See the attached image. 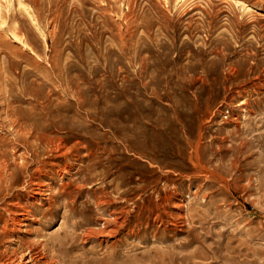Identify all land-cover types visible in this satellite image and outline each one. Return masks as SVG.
I'll use <instances>...</instances> for the list:
<instances>
[{"label":"rangeland","instance_id":"rangeland-1","mask_svg":"<svg viewBox=\"0 0 264 264\" xmlns=\"http://www.w3.org/2000/svg\"><path fill=\"white\" fill-rule=\"evenodd\" d=\"M0 102V264H264V0H0Z\"/></svg>","mask_w":264,"mask_h":264},{"label":"bare ground","instance_id":"bare-ground-1","mask_svg":"<svg viewBox=\"0 0 264 264\" xmlns=\"http://www.w3.org/2000/svg\"><path fill=\"white\" fill-rule=\"evenodd\" d=\"M12 1V0H11ZM36 3V2H35ZM9 4V3H8ZM11 4V3H10ZM80 4V3H79ZM54 5H55V3H54ZM61 5V4H60ZM6 6V5H5ZM72 6V5H71ZM80 6V5H79ZM97 6V5H96ZM82 7V6H81ZM40 8V7H39ZM37 9V8H36ZM41 9V8H40ZM83 9V8H82ZM77 10V9H76ZM10 11V10H9ZM41 11V10H40ZM41 13V12H40ZM99 13H101V12H99ZM56 16V15H55ZM79 16V15H78ZM107 16V15H106ZM103 19V18H102ZM129 37V36H128ZM127 41V40H126ZM125 41V42H126ZM124 42V43H125ZM128 43H130L129 41H127ZM121 43V42H120ZM54 45V44H53ZM133 45V44H132ZM129 47V46H128ZM56 50V49H55ZM53 51V50H52ZM57 53V52H56ZM55 54V53H54ZM56 55V54H55ZM59 55V54H58ZM52 56H54V55H52ZM56 57V56H55ZM57 58V57H56ZM55 58V59H56ZM58 62V61H57ZM61 63V62H60ZM36 64V63H35ZM58 63H56V65H57ZM53 65V64H52ZM40 67V66H39ZM51 67H53V66H51ZM50 67V68H51ZM55 67V66H54ZM60 67H61V65H60ZM58 68V67H57ZM57 68H53V69H57ZM49 69V68H48ZM61 70H62V67L60 68ZM50 70V69H49ZM58 70V69H57ZM43 71H45V69L43 70ZM47 71V70H46ZM44 72L45 74L48 72ZM51 71V70H50ZM43 73V74H44ZM56 73V72H55ZM54 73V74H55ZM47 75V74H46ZM50 75V74H49ZM56 76V75H55ZM57 76H59V75H57ZM56 76V77H57ZM46 78H47V76H46ZM61 79V78H60ZM50 80V79H49ZM58 80V79H57ZM55 81V80H54ZM241 90V89H240ZM244 91H245V89H244ZM1 103V102H0ZM4 106H5V104H3ZM9 106V105H8ZM46 108V107H45ZM52 108V107H51ZM3 109L4 108H2V110L1 111H3ZM39 110H40V108H38ZM14 111V110H13ZM4 112V111H3ZM38 112V111H37ZM10 113H11V111H10ZM10 113H9V115H10ZM36 113V112H35ZM39 113H40V111H39ZM42 113V112H41ZM46 113H48L49 114V112H47L46 111ZM2 114V113H1ZM1 114H0V116H1ZM45 115V114H44ZM50 115V114H49ZM54 115V114H53ZM56 115V114H55ZM41 116V115H40ZM46 116V115H45ZM2 117V116H1ZM6 117V116H5ZM9 117V116H8ZM12 117V116H11ZM14 117V116H13ZM44 117V116H43ZM47 117V116H46ZM52 117V116H51ZM67 117V116H66ZM69 117V116H68ZM25 118V117H24ZM31 118V117H30ZM48 119V118H47ZM51 119V118H50ZM58 119V118H57ZM74 119V118H73ZM76 119V118H75ZM8 120V119H7ZM6 120V121H7ZM12 121V120H11ZM11 121H10V123H11ZM2 122V121H1ZM52 122V121H51ZM54 122V121H53ZM52 122V123H53ZM3 123V122H2ZM6 123V122H5ZM13 123V122H12ZM28 124V123H27ZM40 124V123H39ZM46 124H48L47 122H46ZM46 124H44V125H46ZM1 125H3V124H1ZM5 125V124H4ZM43 125V126H44ZM7 126V125H6ZM40 126V125H39ZM10 127V126H9ZM18 127V126H17ZM13 128V127H12ZM15 128V127H14ZM58 128V127H57ZM67 128V127H66ZM52 129L54 130V128L52 127ZM68 129V128H67ZM60 130V129H59ZM18 131V130H17ZM33 131V130H32ZM16 132V131H15ZM53 132V131H52ZM35 133V132H34ZM37 133V132H36ZM13 134V133H12ZM41 134V133H40ZM17 135V134H16ZM22 135V134H21ZM13 136V135H12ZM20 136V135H19ZM14 137V136H13ZM26 137V136H25ZM29 138V137H28ZM35 138V137H34ZM12 139V138H11ZM14 139V138H13ZM12 139V140H13ZM18 139V138H17ZM25 139V138H24ZM56 139V138H55ZM1 140V139H0ZM19 140V139H18ZM21 140V139H20ZM43 140V139H42ZM47 140V139H46ZM57 140V139H56ZM6 141V140H5ZM1 142V141H0ZM12 142V141H11ZM10 142V143H11ZM25 142V141H24ZM47 142V141H46ZM2 143V142H1ZM9 143V142H8ZM9 143V144H10ZM39 143V142H38ZM49 143V142H48ZM58 143H60V142H58ZM4 144V143H3ZM14 144V143H13ZM50 144V143H49ZM15 145H16V143H15ZM34 145V144H33ZM48 145V144H47ZM55 145V144H54ZM56 145H59V144H56ZM6 146V145H5ZM20 146V145H19ZM53 146V145H52ZM7 147H8V145H7ZM10 147V146H9ZM11 147H14L13 145L11 146ZM21 147V146H20ZM36 147V146H35ZM50 147V146H49ZM56 150H59V148H60V145L59 146H53ZM67 148V147H66ZM240 148V147H239ZM242 148V147H241ZM61 149L62 148H60V151H61ZM73 149V148H72ZM77 149V148H76ZM11 150V149H10ZM13 150H14V148H13ZM13 150H12V152H13ZM18 150V149H17ZM24 150V149H23ZM48 150V149H47ZM50 150V149H49ZM240 150V149H239ZM20 151V150H19ZM72 151V150H71ZM74 151V150H73ZM237 151V150H236ZM260 151V150H259ZM15 152V151H14ZM53 152H55V150H53ZM58 152V151H57ZM68 152V151H67ZM77 152V151H76ZM240 152V151H239ZM62 152H60V154H61ZM79 153H80V151H79ZM10 154L12 155V153H11V151H10ZM14 154V153H13ZM27 154V153H26ZM31 154V153H30ZM57 154H59V153H57ZM57 154H55V156L57 155ZM64 154H68V153H65V152H63V154L62 155H64ZM2 155V154H1ZM17 155V154H16ZM81 155V154H80ZM85 155V154H84ZM15 156V155H14ZM20 156L22 157V159H25V155L23 154V153H20ZM55 156H54V158H55ZM69 156V155H68ZM74 156V155H73ZM83 156V155H82ZM87 156V155H86ZM235 156V155H234ZM260 156V155H259ZM74 157H76V156H74ZM53 158V157H52ZM61 158V157H60ZM70 158H71V156H70ZM87 157H85L84 159H86ZM93 158V157H92ZM111 158V157H110ZM16 159V158H15ZM27 159V158H26ZM72 159H74L73 157H72ZM79 159V158H78ZM1 160V159H0ZM8 160V159H7ZM12 160V159H11ZM20 160H21V158H20ZM32 160V159H31ZM42 160V159H41ZM238 160V159H237ZM14 161V160H13ZM59 161V160H58ZM71 161V160H70ZM95 161V160H94ZM3 162V161H2ZM12 162V161H11ZM22 162V161H21ZM39 162V161H38ZM45 162H47V161H45ZM84 163H85V161H83ZM9 163V162H8ZM7 163V164H8ZM14 163V162H13ZM33 163V162H32ZM31 163V164H32ZM42 163H44V162H42ZM242 163V162H241ZM240 163V164H241ZM248 163V162H247ZM3 164H5V163H3ZM48 164H49V162H48ZM52 163H50L49 165H51ZM72 164V163H71ZM78 164V163H77ZM81 164V163H80ZM101 164V163H100ZM238 164V163H237ZM14 165V164H13ZM38 165V164H37ZM73 165V164H72ZM75 165V164H74ZM83 165V164H82ZM19 166V165H18ZM40 166V164L38 165V167ZM59 166V165H58ZM63 166V165H62ZM126 165L124 164V167H125ZM241 166V165H240ZM38 167L36 168V169H38ZM42 167V166H41ZM54 167H56V166H54ZM53 167V168H54ZM72 166L71 165H66L63 169H53L54 171H55V174L61 179L62 177H64V176H62L64 173H69V171L72 169L71 168ZM239 167V166H238ZM247 167V166H246ZM3 168H6V165H4L3 166ZM24 167H22V169H23ZM44 168V167H43ZM45 168L46 169H43L42 171H43V176H42V178L44 179V177H48V176H50L51 175V170H47V166H45ZM57 168V167H56ZM1 169H2V167L0 168V183L3 181V180H8L7 178H6V176L3 174V173H1ZM34 169H35V167H34ZM50 169V168H49ZM235 169V168H234ZM236 169H239V168H236ZM4 170H6V169H4ZM18 170H20V169H18ZM26 170V169H25ZM52 170V171H53ZM73 170H74V168H73ZM244 170V169H243ZM75 171V170H74ZM240 171V170H239ZM32 172V171H31ZM41 172V171H40ZM39 172V173H40ZM6 173V172H5ZM8 173V172H7ZM35 173H37V172H35ZM71 173V172H70ZM9 174V173H8ZM32 174V173H31ZM212 174H213V172H212ZM215 174V173H214ZM241 174V173H240ZM7 175V174H6ZM37 175V174H36ZM56 175H55V177H56ZM69 175V174H68ZM10 176V174L8 175V177ZM40 177H41V175H39ZM30 177V176H29ZM29 177H28V180H29ZM67 177V176H66ZM241 177V176H240ZM31 178H33V177H31ZM35 178V177H34ZM57 178V177H56ZM76 178V177H75ZM47 179V178H46ZM263 179V178H262ZM27 180V179H26ZM26 180H25V182H26ZM34 180V179H33ZM40 180V179H39ZM45 180V179H44ZM43 180V181H44ZM49 180V179H48ZM47 180V181H48ZM53 180V179H52ZM66 180V179H65ZM112 180V179H111ZM54 181V180H53ZM68 181H70V180H68ZM110 181V180H109ZM261 181V180H260ZM7 181H4V183H6ZM32 182V184L31 183H29L30 184V188H32V190L30 191L31 193H32V200L34 201H32V203H35V202H37L38 204H40L41 206L42 205H45L46 203H50L51 201H53V197L52 196H50L52 193V182H46V183H41V182H34V181H31ZM55 182H56V180H55ZM117 182V181H116ZM8 183V182H7ZM57 183H58V181H57ZM9 184H10V182H9ZM63 184V183H62ZM102 184V183H101ZM250 184H251V182H250ZM24 185V184H23ZM32 185H34L33 187H32ZM59 185V184H58ZM64 185V184H63ZM66 185V184H65ZM67 185H68V183H67ZM72 185V184H71ZM3 186V185H2ZM1 186V187H2ZM6 186H8V185H6ZM24 187V186H23ZM27 187V186H26ZM55 187V186H54ZM64 187V186H63ZM93 187V186H92ZM141 187V186H140ZM139 187V189H141ZM73 188V187H72ZM105 188V187H104ZM137 188V187H136ZM249 188H251V187H249ZM2 189V188H1ZM63 189V188H62ZM76 189V188H75ZM80 189V188H79ZM89 189V188H88ZM95 189V188H94ZM120 189V188H119ZM169 189V188H168ZM262 189V188H261ZM5 190V189H4ZM78 190V189H77ZM259 190V189H258ZM103 191V190H102ZM123 191V190H122ZM129 191V190H128ZM166 191V190H165ZM254 191V190H253ZM263 191V190H262ZM51 194H50V193ZM60 192H62V191H60ZM83 192H85V191H83ZM100 192V191H99ZM98 192V193H99ZM115 192V191H114ZM114 192H112V193H114ZM120 192V191H119ZM118 192V193H119ZM78 193V192H77ZM101 193V192H100ZM107 193V192H106ZM109 193V192H108ZM171 193H172V190H171ZM174 193H175V191H174ZM250 193V192H249ZM5 194V193H4ZM63 194L64 195H69L70 194V192L69 191H63ZM115 194V193H114ZM11 195V194H10ZM24 195V194H23ZM28 195V194H27ZM105 195V194H104ZM103 195V196H104ZM109 195V194H108ZM157 195V194H156ZM174 195V194H173ZM13 196H15L14 194H13ZM25 196V195H24ZM98 196V195H97ZM102 196V195H101ZM135 196V195H134ZM185 196V195H184ZM183 196V197H184ZM3 197V196H2ZM27 197V196H26ZM39 197H43V198H39ZM110 197H112V196H110ZM149 197V196H148ZM157 197V196H156ZM176 197V196H175ZM183 197H180V202L178 203V204H174V206H172V207H175V208H177V209H180V211H183L187 206H186V204L184 203V198ZM5 198V197H4ZM24 198V197H23ZM93 198V197H92ZM137 198V197H136ZM135 198V199H136ZM150 198V197H149ZM12 199H13V197H12ZM106 198H104V200H101V204H108V203H110V200H105ZM117 199V198H116ZM176 199V198H175ZM10 200V199H9ZM23 199H21V201H22ZM41 200H43V202H41ZM62 200V199H61ZM95 200V199H94ZM128 200V199H127ZM161 200V199H160ZM16 201V200H15ZM24 201V200H23ZM26 201H30V200H26ZM141 201V200H140ZM154 201V200H153ZM178 201H179V199H178ZM2 202V201H1ZM97 202V201H96ZM120 202V201H119ZM118 202V204L120 205V203ZM122 202V201H121ZM166 202H167V200H166ZM187 202V201H186ZM6 203V202H5ZM29 203V202H28ZM99 203V202H98ZM117 203V202H116ZM142 203V202H141ZM156 203H158V201L156 202ZM191 203V202H190ZM37 204V205H38ZM50 204H52V202L50 203ZM124 204V203H123ZM10 204H7V207H5V212H7V214H8V221H6V222H3V223H5V225H4V227L2 226V223H1V227H2V231H1V233H0V235H2V236H5V237H14V235L16 236V234L18 233V232H22V231H24V228L26 227V226H29V224H30V220L32 221V219H34L35 217L33 216V214H32V211L30 210V209H28V208H26V206H24L23 205V203L21 202H16V203H12L10 206H9ZM110 205V204H109ZM122 205V204H121ZM120 205V206H121ZM128 205V204H127ZM139 205V204H138ZM141 205V204H140ZM148 205V204H147ZM170 205H171V202H170ZM173 205V204H172ZM111 206V205H110ZM130 206V205H129ZM158 206H159V204H158ZM189 206V205H188ZM136 207V206H135ZM156 207V206H155ZM160 207V206H159ZM37 208V207H36ZM39 208H40V206H39ZM44 208V207H43ZM115 208H117V207H115ZM140 208V207H139ZM42 209V208H41ZM141 209V208H140ZM158 209V208H157ZM65 210V209H64ZM120 210V209H119ZM128 210V209H127ZM146 210H147V208H146ZM1 211H2V208H1ZM108 211V210H107ZM124 211V213H125V211L126 210H123ZM123 211H121V213L123 212ZM149 211V210H148ZM161 211V210H160ZM169 211V210H168ZM185 211V210H184ZM57 212V211H56ZM128 212H129V210H128ZM131 212H132V210H131ZM145 212V211H144ZM35 213V212H34ZM118 213H120V211L118 212ZM130 213V212H129ZM180 213V212H179ZM55 214V213H54ZM108 214V213H107ZM149 214V213H148ZM168 214V213H167ZM174 214V213H173ZM181 214V213H180ZM182 214H184V213H182ZM109 215L111 216V218H113L111 221L109 220V222H113L114 224V228H115V225L116 224H119L120 226H122V225H125L124 224V222H125V219L123 218L124 216H121L120 214H116L115 212H109ZM126 215V214H125ZM162 215V214H161ZM165 215V214H164ZM187 215H189V214H187ZM38 217H40V216H38ZM150 217V216H149ZM154 217H156V216H154ZM153 217V218H154ZM164 217V216H163ZM173 217V216H172ZM174 217H176V215L174 216ZM189 217V216H188ZM6 218V217H5ZM45 218V217H44ZM109 218V217H108ZM107 218V219H108ZM157 218H159V216H157ZM167 218V217H166ZM171 218V217H170ZM1 219V218H0ZM104 219V218H103ZM106 219V218H105ZM168 219V218H167ZM175 219V218H174ZM186 219V218H185ZM3 220V219H2ZM165 220V219H164ZM176 220V219H175ZM102 221V220H101ZM154 221V220H153ZM156 221V220H155ZM157 221H159V220H157ZM169 221V220H168ZM36 222V221H35ZM70 222V221H69ZM167 222V221H166ZM175 222V221H174ZM32 223V222H31ZM100 223V222H99ZM103 223V222H102ZM154 223V222H153ZM172 223V222H171ZM45 224V223H44ZM108 224V222L107 221H104V225L102 226L103 228L105 227L106 228V225ZM160 224H162V223H160ZM169 224H170V222H169ZM168 224V225H169ZM181 224V223H180ZM165 225V224H164ZM173 224H171V226H172ZM186 225V224H185ZM118 226V225H117ZM119 226V227H120ZM163 226V225H162ZM167 226V225H166ZM49 227V226H48ZM111 227V226H110ZM157 228V227H156ZM166 228V227H165ZM104 230V229H103ZM102 230V231H103ZM129 230V229H128ZM112 231H114V230H111V229H106L105 231H103V233H101L102 235H109L110 236V234H111V232ZM171 231V230H170ZM88 233H86V235L88 236V235H92L93 234V230H89V231H87ZM84 234V233H83ZM95 234V233H94ZM113 234V233H112ZM101 235V236H102ZM132 235V234H131ZM1 236V237H2ZM82 236V235H81ZM84 236H85V234H84ZM109 236H107V237H109ZM156 236V235H155ZM17 237V236H16ZM90 237V236H89ZM93 237V236H92ZM85 238V237H84ZM8 239V238H7ZM6 239V240H7ZM14 239H16V238H14ZM22 239V238H21ZM81 239V238H80ZM87 239V238H86ZM89 239V238H88ZM98 239H100V238H98ZM186 239V238H185ZM45 240V239H44ZM107 240V239H106ZM118 240V239H117ZM187 240V239H186ZM2 242H3V240H1ZM13 241V240H12ZM28 241V240H27ZM41 241V240H40ZM80 241V240H79ZM26 242V241H25ZM106 242V241H105ZM186 242V241H185ZM184 242V243H185ZM18 243H19V241H18ZM29 243V242H28ZM31 243V242H30ZM71 243V242H70ZM80 243V242H79ZM78 243V244H79ZM83 242H81V244H82ZM85 243V242H84ZM102 243V242H101ZM111 243V242H110ZM112 243H113V241H112ZM176 243V242H175ZM175 243H174V245H175ZM22 244V243H21ZM190 244V243H189ZM4 245V244H3ZM9 245V244H8ZM14 245V244H13ZM23 245V244H22ZM33 245V244H32ZM162 245V244H161ZM41 246V245H40ZM73 246V245H72ZM160 246V245H159ZM166 246V245H165ZM26 247V246H25ZM29 247V246H28ZM140 247V246H139ZM1 248V247H0ZM12 248V247H11ZM37 248V247H36ZM39 248V247H38ZM160 248V247H159ZM4 249H6L5 247H4ZM8 249V248H7ZM27 249V248H26ZM29 249V248H28ZM27 249V250H28ZM30 250V249H29ZM12 251V256H8L7 257V262L8 263H12V262H14V261H21L22 262V260L23 259H25V258H27L28 257V260H27V263H32V264H34V260H35V258H34V256L32 255V253H31V250L30 251H26V253H24V254H21V255H19L18 254V251L15 249H13V250H11ZM20 252V251H19ZM39 252V251H38ZM187 252V251H186ZM41 253V252H40ZM47 253H48V251H47ZM172 253V252H171ZM188 253V252H187ZM38 254V253H37ZM169 255V254H168ZM193 255V254H192ZM4 256V255H3ZM171 256H173V254L171 255ZM182 256V255H181ZM43 257H44V255H43ZM42 257V258H43ZM177 257V256H176ZM194 257V256H193ZM1 259H2V257H0ZM37 258V257H36ZM39 258V257H38ZM37 258V259H38ZM40 258H41V256H40ZM39 258V259H40ZM152 258V257H151ZM175 258V257H174ZM183 258V257H182ZM0 259V260H1ZM45 259H47V258H45ZM177 260V259H176ZM187 260V259H186ZM5 261V260H4ZM18 261V262H19ZM39 261V260H38ZM181 261H183V260H181ZM185 261V260H184ZM190 261H192V260H190ZM189 261V262H190ZM3 262V261H2ZM24 262V261H23ZM52 262V261H51ZM145 262V261H144ZM15 263V262H14ZM35 263H37V262H35ZM48 263V262H47ZM56 263V262H55ZM146 263V262H145ZM150 263V262H149ZM193 263V262H192ZM13 264V263H12ZM23 264V263H22ZM39 264V263H38ZM43 264H45V263H43ZM182 264H184V263H182Z\"/></svg>","mask_w":264,"mask_h":264}]
</instances>
